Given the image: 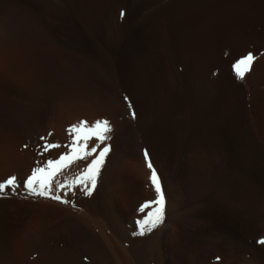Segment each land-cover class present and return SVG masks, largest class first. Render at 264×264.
<instances>
[{"label": "rangeland", "instance_id": "obj_1", "mask_svg": "<svg viewBox=\"0 0 264 264\" xmlns=\"http://www.w3.org/2000/svg\"><path fill=\"white\" fill-rule=\"evenodd\" d=\"M164 2L175 5L177 13L172 24L179 64L198 60L203 65L199 77L215 88L210 95L226 94L233 83V58L241 50L237 40L263 25L264 0ZM126 21L124 0H0V183L17 178L16 186L0 192V264H264V244L259 242L264 240V202L262 213L251 207L246 245L199 234L184 224L185 215L204 196L192 194L196 197L190 195V201L186 196L185 172L175 163L179 145L164 146L168 158L173 156L170 162L175 160L170 163L166 156L154 158L153 141L142 146L139 139H129L130 125L144 118L121 91L109 53L123 40ZM172 77L169 71L158 88L159 115L172 94ZM238 99L249 121V143L253 150H263V131L253 126H264V115L249 114L246 100ZM98 120H107L111 131L103 142L95 137L87 142L89 151L95 149L91 155L61 168L48 194L41 195L38 186L36 192L27 187L33 169L46 168L49 160L71 152L73 126L86 121L93 127ZM105 147L109 151L95 188L90 180L74 183ZM250 159L249 154V167ZM171 166L178 174L173 185H166L164 174H174ZM161 194L162 223L146 227L141 235L139 222L157 211Z\"/></svg>", "mask_w": 264, "mask_h": 264}, {"label": "bare ground", "instance_id": "obj_2", "mask_svg": "<svg viewBox=\"0 0 264 264\" xmlns=\"http://www.w3.org/2000/svg\"><path fill=\"white\" fill-rule=\"evenodd\" d=\"M124 6L127 30L123 40L110 47L109 53L121 91L126 94L131 108L144 118L140 119L142 122L130 125L129 139H139L142 146L146 141H153L151 153L154 158H168L164 146L170 142L171 146L178 144L175 163L185 172V195L189 201L192 194L204 196L198 206L188 208L184 224L194 226L199 234L208 233L214 238L226 236L244 241L246 245L253 223L249 220V216L253 217L251 207L258 206L256 208L261 212L264 204V190H261L264 188V149H252L249 121L240 109L239 99L231 95L230 85L225 88L226 94L210 95L215 88L211 87L210 80L206 86L208 79L199 77L203 65L198 60L186 62L185 66L179 64L182 61L177 56L175 26L172 24L175 13L172 7L175 5L163 3V0H124ZM178 66L183 69L179 70ZM169 71L173 76V82L170 81L174 84L172 94L166 101L163 99L166 95L162 98L166 105L159 115L157 102L161 97L158 98V88L167 79ZM199 78L205 85L203 89ZM249 154L253 164L250 167ZM170 158L167 159L169 162ZM169 169L174 174H164V182L173 185L178 168L171 166ZM194 221L199 225H194Z\"/></svg>", "mask_w": 264, "mask_h": 264}, {"label": "snow or ice", "instance_id": "obj_3", "mask_svg": "<svg viewBox=\"0 0 264 264\" xmlns=\"http://www.w3.org/2000/svg\"><path fill=\"white\" fill-rule=\"evenodd\" d=\"M254 60H255V56L249 53L246 57L241 59L235 65L236 74L238 78L243 79L246 73L251 71V66ZM134 115L135 113H133V116ZM69 131L75 133V138L72 141L73 146L71 148V152L62 155L57 161L49 160L46 168L33 169L32 174L29 177H27L25 183L27 187L31 189L33 192L37 191V186L40 190L41 195H46L49 192H51L52 178L56 175V173L61 168L66 167L73 160L85 159L87 158V156L91 155L92 152L95 151V149L93 148L91 151H89L87 142L93 137L103 142V140L106 139L105 133L111 131V128L107 120H103V121L98 120L95 122V125L93 127H88L87 122L84 121L81 122L79 126H73ZM58 146L59 145H49L48 147L51 148ZM108 151L109 149L105 147L100 152L99 158L94 159L86 169L85 174L81 176L78 180H76L74 183L86 185L87 181L90 180L92 184V188H95L97 174L99 172L101 165L104 162V156ZM145 156H147V153H145ZM148 167L149 169L152 170V175H151L152 183L155 185L156 191L160 193L161 189H160L159 180L156 175L155 169L153 168L150 161L148 163ZM16 183H17V178L15 176L10 177L7 181L0 183V192L8 188L9 186H16ZM61 187L64 186L61 185ZM87 194L91 195V189H88ZM52 198L60 200V197L58 196H53ZM61 202L68 203V201L66 200ZM156 203L159 205L157 211L152 213L148 217V219L139 222L141 226V235L144 234V230L146 227L151 228V227H155L159 223H162L163 204H164L162 194L160 196V199L156 201ZM259 242L261 244H264V240H260Z\"/></svg>", "mask_w": 264, "mask_h": 264}, {"label": "crops", "instance_id": "obj_4", "mask_svg": "<svg viewBox=\"0 0 264 264\" xmlns=\"http://www.w3.org/2000/svg\"><path fill=\"white\" fill-rule=\"evenodd\" d=\"M248 34L244 37L240 36L237 40L241 50L236 53L231 64L230 75L234 84L231 83L230 91L237 99L246 100L249 114L264 115V22L261 26L258 24L255 28H250ZM249 53L255 56V60L251 71L240 79L236 74L235 65ZM262 124L256 123L253 129L263 131L264 135Z\"/></svg>", "mask_w": 264, "mask_h": 264}]
</instances>
